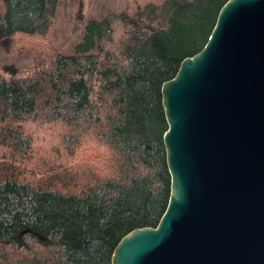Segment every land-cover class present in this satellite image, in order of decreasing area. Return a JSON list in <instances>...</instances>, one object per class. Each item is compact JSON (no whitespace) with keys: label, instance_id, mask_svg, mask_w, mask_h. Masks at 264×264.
<instances>
[{"label":"trees","instance_id":"obj_1","mask_svg":"<svg viewBox=\"0 0 264 264\" xmlns=\"http://www.w3.org/2000/svg\"><path fill=\"white\" fill-rule=\"evenodd\" d=\"M228 1L125 0L64 55L46 46L60 0H0V264H112L126 235L159 225L162 87Z\"/></svg>","mask_w":264,"mask_h":264},{"label":"water","instance_id":"obj_2","mask_svg":"<svg viewBox=\"0 0 264 264\" xmlns=\"http://www.w3.org/2000/svg\"><path fill=\"white\" fill-rule=\"evenodd\" d=\"M162 95L169 205L112 264H264V0H229Z\"/></svg>","mask_w":264,"mask_h":264},{"label":"rangeland","instance_id":"obj_3","mask_svg":"<svg viewBox=\"0 0 264 264\" xmlns=\"http://www.w3.org/2000/svg\"><path fill=\"white\" fill-rule=\"evenodd\" d=\"M125 8V0H60L51 36L46 41L48 50L73 55L75 46L81 42L85 25L90 19L99 20L109 14L121 13ZM35 125L32 124L31 130L39 133V126L35 128ZM55 133L61 135L64 132L57 125ZM52 154L55 156L58 152H49L47 159H50Z\"/></svg>","mask_w":264,"mask_h":264}]
</instances>
